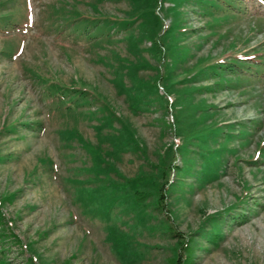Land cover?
<instances>
[{
  "label": "rangeland",
  "instance_id": "rangeland-1",
  "mask_svg": "<svg viewBox=\"0 0 264 264\" xmlns=\"http://www.w3.org/2000/svg\"><path fill=\"white\" fill-rule=\"evenodd\" d=\"M239 1L154 4L171 34L158 59L140 0H0V264H264V159L247 160L264 138L249 60L264 52V5ZM216 60L221 74H198ZM122 119L140 148L113 153ZM173 142L167 212L152 193L138 212L112 195L158 173Z\"/></svg>",
  "mask_w": 264,
  "mask_h": 264
},
{
  "label": "trees",
  "instance_id": "trees-1",
  "mask_svg": "<svg viewBox=\"0 0 264 264\" xmlns=\"http://www.w3.org/2000/svg\"><path fill=\"white\" fill-rule=\"evenodd\" d=\"M200 1H202L204 5H206L207 3H210L215 6H220L221 8H224V9L230 6L235 10H239L241 7V3H242L239 0H200ZM236 1L237 2L239 1L238 3L240 4H238ZM140 2L141 3L144 2V4L143 6H140V8L135 12V14H133L135 16V20L141 19L142 21L139 22V24L143 26H140V27L151 37L155 38V40L152 42V46L153 45L156 46L154 55L158 57V59L165 58L166 49L171 44V38H169L171 37V34L170 32H166L163 30L161 26L160 18L156 15L154 11L156 8L154 7L155 6L154 4L157 3L160 6L163 0H140ZM109 22H110L109 24H111L113 21L109 20ZM163 35H165L164 38H163ZM166 37H167L166 39L167 41L164 40ZM251 59L254 65H256V67L250 66V68L254 69L256 73L260 72L264 76V52L253 56ZM227 64L225 65L226 66L225 69H230L232 72L236 69H239V67H241L242 65L241 61H238L237 59H233L232 61L228 60ZM208 65H210V68H209L210 71L206 72L205 69H207ZM204 68L200 67V64H199V72H198L199 75H201L200 73L202 72V74H205V75L210 73L212 75L217 76L224 71V68L221 66V62L217 60L209 64H204ZM191 77H192L191 79H196V77H194L193 75ZM185 78L184 80L186 81L187 79H189V78L187 79ZM209 88L211 87L205 86L203 89H209ZM198 89H201V88L199 87ZM79 95L80 94H76V96H79ZM84 95L85 94H83V96ZM165 95L167 97L165 98L166 102L164 104V107L166 108L167 111L168 109L172 111L174 108L173 106L174 101L168 98V96L170 95L169 92L167 94L165 92ZM158 98H159V95H158ZM134 108H135L134 111L136 112V111L144 109L145 107H144V104L141 105L137 103L134 105ZM171 118H172V122L171 123L165 122V125L166 127H169V129H171L174 135L177 136L179 135V132L174 125L176 118L173 116V114ZM106 119H108L106 122L109 125L112 122V120L109 116H107ZM231 125L232 124H228L227 126L231 127ZM118 132H119L118 134L112 135L113 136L112 141L117 142V144L114 145V150L112 151L113 153H116V152L118 153L119 150H125L128 148H132V149L140 148L138 141L135 139L134 131L127 120L122 119L121 128H118ZM245 133L248 134L249 132L247 131ZM229 134L232 135V133H229ZM178 145L179 144H175V142H173L172 144H170L168 147L165 148V151H164L165 154L163 153V155H161V158H160L161 162L159 164L154 165V167L158 169V173L156 172L155 174H152V175L151 174L144 175V176L142 175L136 181L134 179H130V180H127L126 183L112 182V185L114 186L112 195H118L122 199L128 201L131 207L134 208L138 212L140 207L143 208L147 204L146 200L149 199V196L152 193L153 198L151 201H148V202L159 208H163L167 212V209H166L167 203L165 202V199L167 196L166 192L170 189V185L172 184V180L170 179L169 174H168V169L170 170L175 167H179V164L177 163V161H175V152L176 150L180 152V148H181V145L179 146ZM258 146H259V150H258L259 157L262 156V158H264V138L262 139L261 142H259ZM0 157L2 156L0 155ZM257 157L258 156H256V158L254 157L252 158L253 163H255L254 161L257 160ZM94 168L97 170L100 168L99 161L98 163L94 165ZM137 182L139 184H137ZM147 183H149L150 185ZM91 197L94 198L93 196ZM139 213H141V211ZM139 216L141 215L139 214ZM166 216L169 218L168 214ZM215 217L216 216L212 215L210 216V219L214 220ZM165 229L168 231H171V233L173 234H176L172 225H167ZM212 233H213V236L211 237L215 241L219 237V234L217 230L213 231ZM177 235L180 238L179 241L182 239V241H180L181 247L178 253L179 258L178 257H176L177 259L175 258L176 262L180 263L181 252H182L181 249H185L186 247L187 248L189 247V244L187 243V241H189V238H187V241H185V239L182 238L180 234H177ZM185 255H184L183 260H181L182 263H186L187 258L189 259V256L188 255L185 256Z\"/></svg>",
  "mask_w": 264,
  "mask_h": 264
}]
</instances>
